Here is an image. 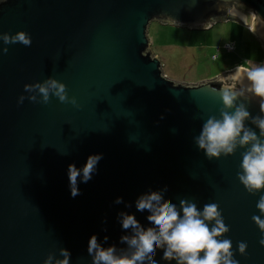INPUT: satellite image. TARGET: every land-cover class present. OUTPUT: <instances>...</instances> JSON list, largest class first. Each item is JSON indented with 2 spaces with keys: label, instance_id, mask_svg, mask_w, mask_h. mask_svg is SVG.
<instances>
[{
  "label": "water",
  "instance_id": "water-1",
  "mask_svg": "<svg viewBox=\"0 0 264 264\" xmlns=\"http://www.w3.org/2000/svg\"><path fill=\"white\" fill-rule=\"evenodd\" d=\"M233 2L242 5L235 18L227 12ZM247 12L264 20V0H0V35L23 31L32 40L31 46L0 40V264H44L49 255L56 264L61 249L71 254L69 264H92L93 235L102 247L130 255L134 249L121 237L133 233L122 228L119 213L151 227L135 202L165 187L163 198L178 210L181 199L201 211L217 203L229 228L221 239L232 241L233 259L264 264V234L252 220L264 219L257 209L264 190L250 194L237 178L246 149L209 160L194 142L209 115L220 118L222 101L213 90L230 73L173 82L148 38L153 22L204 31L229 19L244 23ZM251 34L264 49V25ZM50 78L65 84L79 107L55 97L18 103L36 95L24 85ZM246 86L247 80L238 85ZM237 103L261 115L258 99ZM245 126L259 135L251 120ZM91 155L102 159L87 183L81 172L80 194L72 197L68 167L82 169ZM118 197L123 203H115ZM240 242L247 244L243 255ZM155 260L177 264L159 248Z\"/></svg>",
  "mask_w": 264,
  "mask_h": 264
},
{
  "label": "clouds",
  "instance_id": "clouds-1",
  "mask_svg": "<svg viewBox=\"0 0 264 264\" xmlns=\"http://www.w3.org/2000/svg\"><path fill=\"white\" fill-rule=\"evenodd\" d=\"M242 7L237 2H233L228 8V15L235 18L239 15L238 10ZM255 33L257 25H264V20L251 12L248 16L241 17ZM249 21L254 23L250 24ZM208 27V26H206ZM0 40L5 45L20 43L24 46H31L30 36L21 31L10 36L0 35ZM4 53L8 49L3 48ZM222 87L214 89V93L222 101L220 108V118L209 115L203 121L201 131L194 137V142L200 150H203L209 160L219 159L221 154L225 157L233 155L237 148L246 149L242 153L241 171L237 173L239 182L250 194H255L264 190V64L257 65L253 61H246L243 65L236 67L235 72L227 77H221ZM243 80H247V86L243 89L238 87ZM231 81V84H227ZM24 91L36 93V95L20 96L18 103L22 104L25 99L32 103L48 104L51 97L58 98L60 103H68L74 107H79L75 97H69L66 85L56 79H48L43 83L26 84ZM246 93H250L247 96ZM258 99L261 115L252 117L244 103H237L238 100ZM251 123L259 129V135L249 127L245 126V121ZM102 155H91L82 169H77L75 164L68 167L70 190L72 197L79 195L77 179L81 176L82 182L87 183L92 178L98 162ZM167 187L161 191H149L142 194L136 200V209L139 212H148L147 221L151 227L144 228L137 221L134 215L119 213L122 228L131 229V236L121 237V243L134 249L131 254H116L114 246L104 248L97 242V237L93 235L87 247V252L92 256V264H157L155 260L156 249L163 250V259L166 261L175 260L177 264H238L233 259L232 241L221 239L229 228L225 225L222 213L217 203H207L199 210L195 203L187 200H180V209L171 200H165L163 194L167 192ZM116 204L123 203V198L118 197ZM130 207V205H126ZM257 209L264 215V195H261ZM252 220L264 234V219L253 215ZM215 221L212 226L208 222ZM105 237V242L107 241ZM264 246V238L260 240ZM239 252L243 255L246 252L247 244H238ZM70 253L60 250V256L56 264H69ZM52 256L44 261L50 264Z\"/></svg>",
  "mask_w": 264,
  "mask_h": 264
},
{
  "label": "rangeland",
  "instance_id": "rangeland-1",
  "mask_svg": "<svg viewBox=\"0 0 264 264\" xmlns=\"http://www.w3.org/2000/svg\"><path fill=\"white\" fill-rule=\"evenodd\" d=\"M148 38L165 76L176 83L196 84L234 73L239 65H259L264 49L244 26L216 22L204 31H191L153 22ZM234 44L235 51L227 49Z\"/></svg>",
  "mask_w": 264,
  "mask_h": 264
},
{
  "label": "flooded vegetation",
  "instance_id": "flooded-vegetation-1",
  "mask_svg": "<svg viewBox=\"0 0 264 264\" xmlns=\"http://www.w3.org/2000/svg\"><path fill=\"white\" fill-rule=\"evenodd\" d=\"M247 13H251V12H247ZM221 22H224V23H233V24H236V25L244 26V27L250 32L249 27L246 26L245 23H242V22H240V21H238V20L229 19V20L221 21ZM259 44H260V43H259Z\"/></svg>",
  "mask_w": 264,
  "mask_h": 264
},
{
  "label": "built area",
  "instance_id": "built-area-1",
  "mask_svg": "<svg viewBox=\"0 0 264 264\" xmlns=\"http://www.w3.org/2000/svg\"><path fill=\"white\" fill-rule=\"evenodd\" d=\"M227 49L230 51H235V45L234 44H232V45L228 44Z\"/></svg>",
  "mask_w": 264,
  "mask_h": 264
},
{
  "label": "crops",
  "instance_id": "crops-1",
  "mask_svg": "<svg viewBox=\"0 0 264 264\" xmlns=\"http://www.w3.org/2000/svg\"><path fill=\"white\" fill-rule=\"evenodd\" d=\"M261 64H264V56H263V60L261 61V63L259 65H261Z\"/></svg>",
  "mask_w": 264,
  "mask_h": 264
}]
</instances>
